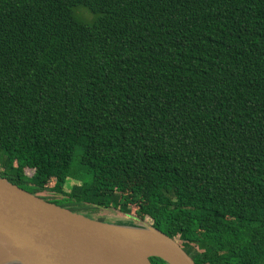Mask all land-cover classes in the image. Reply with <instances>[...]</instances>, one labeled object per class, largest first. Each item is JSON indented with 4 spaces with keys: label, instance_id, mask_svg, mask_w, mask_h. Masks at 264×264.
<instances>
[{
    "label": "trees",
    "instance_id": "trees-1",
    "mask_svg": "<svg viewBox=\"0 0 264 264\" xmlns=\"http://www.w3.org/2000/svg\"><path fill=\"white\" fill-rule=\"evenodd\" d=\"M0 175L264 264V0H0Z\"/></svg>",
    "mask_w": 264,
    "mask_h": 264
},
{
    "label": "water",
    "instance_id": "water-1",
    "mask_svg": "<svg viewBox=\"0 0 264 264\" xmlns=\"http://www.w3.org/2000/svg\"><path fill=\"white\" fill-rule=\"evenodd\" d=\"M122 221L74 211L0 175V250L20 264H153L151 256L196 264L152 224Z\"/></svg>",
    "mask_w": 264,
    "mask_h": 264
},
{
    "label": "rangeland",
    "instance_id": "rangeland-1",
    "mask_svg": "<svg viewBox=\"0 0 264 264\" xmlns=\"http://www.w3.org/2000/svg\"><path fill=\"white\" fill-rule=\"evenodd\" d=\"M83 15L88 19L93 18V14L89 13L87 10L82 11ZM39 195H42L44 197H59L61 195L49 192V191H43L40 192ZM133 209V207H132ZM89 213V214H88ZM90 217H95V218H103V219H108V220H118V221H125V220H131L134 221L135 223H141V222H148L147 219L141 218L137 216V213L135 210L132 211L133 217H130L126 215L125 213L119 211L118 209L114 208H94L93 210H89L88 212H85ZM122 221V222H123ZM150 223V222H148Z\"/></svg>",
    "mask_w": 264,
    "mask_h": 264
},
{
    "label": "bare ground",
    "instance_id": "bare-ground-1",
    "mask_svg": "<svg viewBox=\"0 0 264 264\" xmlns=\"http://www.w3.org/2000/svg\"><path fill=\"white\" fill-rule=\"evenodd\" d=\"M0 264H20L12 256L0 250Z\"/></svg>",
    "mask_w": 264,
    "mask_h": 264
}]
</instances>
